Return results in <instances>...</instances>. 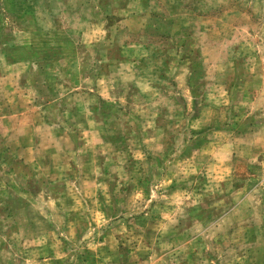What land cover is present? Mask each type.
<instances>
[{
    "label": "rangeland",
    "instance_id": "rangeland-1",
    "mask_svg": "<svg viewBox=\"0 0 264 264\" xmlns=\"http://www.w3.org/2000/svg\"><path fill=\"white\" fill-rule=\"evenodd\" d=\"M0 264H264V0H0Z\"/></svg>",
    "mask_w": 264,
    "mask_h": 264
}]
</instances>
